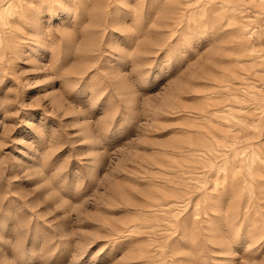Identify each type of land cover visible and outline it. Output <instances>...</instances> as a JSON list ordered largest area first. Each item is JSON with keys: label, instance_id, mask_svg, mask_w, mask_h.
Returning <instances> with one entry per match:
<instances>
[{"label": "rangeland", "instance_id": "obj_1", "mask_svg": "<svg viewBox=\"0 0 264 264\" xmlns=\"http://www.w3.org/2000/svg\"><path fill=\"white\" fill-rule=\"evenodd\" d=\"M0 264H264V0H0Z\"/></svg>", "mask_w": 264, "mask_h": 264}]
</instances>
